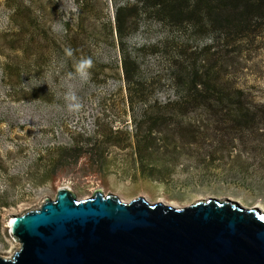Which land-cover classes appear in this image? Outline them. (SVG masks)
I'll return each mask as SVG.
<instances>
[{"label": "trees", "instance_id": "16d2710c", "mask_svg": "<svg viewBox=\"0 0 264 264\" xmlns=\"http://www.w3.org/2000/svg\"><path fill=\"white\" fill-rule=\"evenodd\" d=\"M3 3L7 26L0 31V79L14 85L48 68L74 72L82 56L93 59L91 79H96L94 70L106 66L105 75L117 84L114 90H125L122 100L129 108L141 173L165 177L172 167L148 164L139 152L147 145L174 156L181 148L177 143L203 139L235 143L238 152L264 150V101L255 102L240 80L243 66L264 43V0H103L100 7L94 0H75L74 12L60 26L56 12L52 17V8L40 0ZM150 30L161 31L162 39L148 41ZM15 48L20 53L11 52ZM66 48L73 50L72 57ZM163 88L165 94H155ZM27 94L50 99L36 86Z\"/></svg>", "mask_w": 264, "mask_h": 264}, {"label": "rangeland", "instance_id": "374dc122", "mask_svg": "<svg viewBox=\"0 0 264 264\" xmlns=\"http://www.w3.org/2000/svg\"><path fill=\"white\" fill-rule=\"evenodd\" d=\"M3 2L0 0L1 32L7 26ZM40 2L45 8H52V17L56 12L54 20L58 26L63 17L75 10V0ZM94 2L95 7H100L103 0ZM103 11L102 17H106L107 7ZM162 34L150 30L145 36L148 41H156L162 39ZM139 41L140 38L136 40ZM11 52L20 53V49ZM161 69L163 66L159 64L155 72L159 74ZM106 70H109L106 66L94 70L96 79L89 78L86 82L78 77L68 80L67 73L57 74L55 68L52 73L48 68L41 76L24 77L14 85L0 79L1 256L9 255L18 245L8 231L9 215L37 206L44 197H53L60 186L72 191L76 198L86 197L99 188L123 200L142 195L149 201L182 206L195 199L215 196L264 210V150L261 149L245 147L238 152L235 143L203 139L185 145L177 143L181 148L174 156L171 150L147 145L139 152L148 164L165 162L172 167L170 176L165 177L159 173H153L156 176L141 173L135 163L137 153L133 154L129 108L124 97L122 100L125 90H114L117 84L105 75ZM240 80L251 88L255 102L264 101V43L243 66ZM31 86L39 91L47 90L50 99L28 95ZM69 89L82 104L79 112L68 111L69 101L64 95ZM164 91L163 88V93L155 94L162 96ZM50 167L52 171L46 176L39 175Z\"/></svg>", "mask_w": 264, "mask_h": 264}, {"label": "water", "instance_id": "95a60500", "mask_svg": "<svg viewBox=\"0 0 264 264\" xmlns=\"http://www.w3.org/2000/svg\"><path fill=\"white\" fill-rule=\"evenodd\" d=\"M0 264H264V210L208 196L182 206L64 186L9 215Z\"/></svg>", "mask_w": 264, "mask_h": 264}, {"label": "clouds", "instance_id": "9594fccd", "mask_svg": "<svg viewBox=\"0 0 264 264\" xmlns=\"http://www.w3.org/2000/svg\"><path fill=\"white\" fill-rule=\"evenodd\" d=\"M64 51L66 56L72 57L73 50L71 48H66ZM93 65L94 62L90 56L88 57L82 56L79 60H77L74 63V72L67 73V79L72 80L78 77L81 81L86 82L91 76L89 70L93 67ZM64 99L66 101H69L67 105L69 112H79L81 110L82 104L80 103L79 98L77 97L75 92L72 91L71 89H69L65 93Z\"/></svg>", "mask_w": 264, "mask_h": 264}]
</instances>
